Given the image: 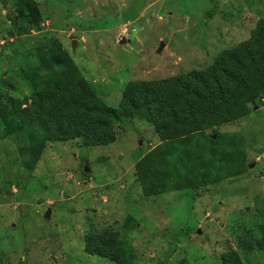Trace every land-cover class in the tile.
<instances>
[{
  "label": "rangeland",
  "instance_id": "1",
  "mask_svg": "<svg viewBox=\"0 0 264 264\" xmlns=\"http://www.w3.org/2000/svg\"><path fill=\"white\" fill-rule=\"evenodd\" d=\"M31 1L36 28L0 0V104L9 121L13 101L30 105L22 71L53 48L36 46L46 33L116 109L128 84L207 71L264 23V0ZM112 130L107 146L47 142L33 160L0 119V264H116L84 250L87 236L104 233L118 236L131 264H264V99H244L236 120L177 142L171 161L144 118L116 120ZM145 156L159 169L142 184Z\"/></svg>",
  "mask_w": 264,
  "mask_h": 264
},
{
  "label": "trees",
  "instance_id": "2",
  "mask_svg": "<svg viewBox=\"0 0 264 264\" xmlns=\"http://www.w3.org/2000/svg\"><path fill=\"white\" fill-rule=\"evenodd\" d=\"M12 1L18 12L25 13L18 21L36 28L32 1ZM52 38V33H46L37 40L36 46L50 41L53 48L41 50L44 53L39 65L22 71L31 92L30 105L13 101L10 106L13 118L9 121L0 104V119L5 129L23 142L21 156L27 151L33 160H37L47 142L78 140L83 147L107 146L114 141V121L139 117L154 127L167 161H171L178 149L177 142L236 120L244 112V99L248 102L264 99V23L253 31L250 41L243 43L241 49L219 56L207 71L190 72L157 83L128 84L116 109L100 101ZM23 105L26 107L22 108ZM177 160L180 161L179 156ZM137 166L140 172L137 179L142 184H147L145 181L153 178L159 169L148 156ZM261 218L257 247L264 253V215ZM117 237L115 233L89 235L84 250L116 264H131L125 250L117 245ZM223 264L242 263L238 258L233 262L228 258Z\"/></svg>",
  "mask_w": 264,
  "mask_h": 264
},
{
  "label": "built area",
  "instance_id": "3",
  "mask_svg": "<svg viewBox=\"0 0 264 264\" xmlns=\"http://www.w3.org/2000/svg\"><path fill=\"white\" fill-rule=\"evenodd\" d=\"M127 34H126V30H121L118 32V35H117V41H122L124 40V38H126Z\"/></svg>",
  "mask_w": 264,
  "mask_h": 264
},
{
  "label": "water",
  "instance_id": "4",
  "mask_svg": "<svg viewBox=\"0 0 264 264\" xmlns=\"http://www.w3.org/2000/svg\"><path fill=\"white\" fill-rule=\"evenodd\" d=\"M118 43H119V45H123V44L125 43V41L122 40V41H119ZM163 47H164V44L161 43V44H160L159 51H161V49H162ZM49 213H50V210L47 211V214H49ZM199 233H200V232L198 231V234H199Z\"/></svg>",
  "mask_w": 264,
  "mask_h": 264
},
{
  "label": "crops",
  "instance_id": "5",
  "mask_svg": "<svg viewBox=\"0 0 264 264\" xmlns=\"http://www.w3.org/2000/svg\"><path fill=\"white\" fill-rule=\"evenodd\" d=\"M107 103V102H106Z\"/></svg>",
  "mask_w": 264,
  "mask_h": 264
}]
</instances>
